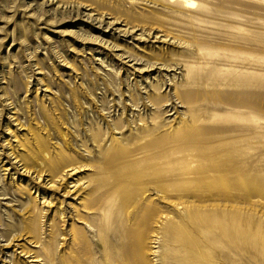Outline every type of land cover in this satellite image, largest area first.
<instances>
[{
    "label": "rangeland",
    "instance_id": "obj_1",
    "mask_svg": "<svg viewBox=\"0 0 264 264\" xmlns=\"http://www.w3.org/2000/svg\"><path fill=\"white\" fill-rule=\"evenodd\" d=\"M218 1L0 0V264H264V0Z\"/></svg>",
    "mask_w": 264,
    "mask_h": 264
},
{
    "label": "bare ground",
    "instance_id": "obj_2",
    "mask_svg": "<svg viewBox=\"0 0 264 264\" xmlns=\"http://www.w3.org/2000/svg\"><path fill=\"white\" fill-rule=\"evenodd\" d=\"M220 1V0H219ZM218 1V2H219ZM194 6V3L193 2H190V1H185V7H187V8H192ZM189 92V91H188ZM182 93V92H181ZM180 93V94H181ZM187 93V92H186ZM187 102H191V101H187ZM121 128H124V124H123V121H118V123L115 125V129H121ZM163 130V129H162ZM155 133H157V131H155ZM155 133L153 134V135H151V136H149L147 139H143L142 141H139L137 144H141V145H144L143 147H141V148H146V149H149V148H152V147H154L155 145H156V143L157 142H159V140L158 139H156V138H154V136H155ZM95 139H97L98 140V142L99 141H101V139H100V137H99V135H96V137H95ZM161 143V142H160ZM139 146V145H138ZM159 147V146H158ZM144 150V149H143ZM151 150V149H150ZM162 150L163 149H158V148H156V151L154 152L155 153V156H157V155H160L161 153H162ZM139 151V150H138ZM137 152V151H136ZM129 153H130V151H129ZM129 153H126L125 151H121V152H114V151H112L111 153H109L110 155H112V156H116L117 157V159L118 158H124L126 155H127V157H128V155H129ZM142 153V152H141ZM163 153H164V151H163ZM137 155V154H136ZM109 156V155H108ZM131 156H132V154H131ZM63 160H60V162L58 163V165H57V169H55L54 171H56V172H58L59 171V169L60 168H62V167H64V166H66V165H63L61 162H62ZM33 214H34V218H33V221H31L32 223V226H31V228H34L35 227V221H36V219H37V214L35 213V212H33ZM109 230H110V228H109V226L107 225V224H101V225H98V227H97V231H95V237L97 238V240L99 241V242H101L102 244H103V247H104V249H106L107 247H108V249L109 250H111L112 251V253L114 252V253H121V255H123V257H127L128 258V256L127 255H133L132 254V249H131V247L133 246V240H132V238H131V231L129 232H127L126 234H125V239L127 240V242L126 243H124L123 242V236H119L118 235V233L117 232H112V234H109ZM31 231H32V229H31ZM53 234V233H52ZM131 235V236H130ZM56 236V235H55ZM55 238V237H54ZM106 238H107V240H106ZM107 243V244H106ZM88 243H86V242H84V241H78V243H74L72 246L73 247H75V249H77V250H80V251H84V250H86L87 249V247L88 246H90V245H88V246H86ZM95 245V244H94ZM140 246V244L138 245V247ZM89 248V247H88ZM96 248V247H95ZM101 249H102V251H104V249L102 248V246H101ZM116 255V254H115ZM114 260H118V259H114ZM126 261H127V259H125Z\"/></svg>",
    "mask_w": 264,
    "mask_h": 264
}]
</instances>
